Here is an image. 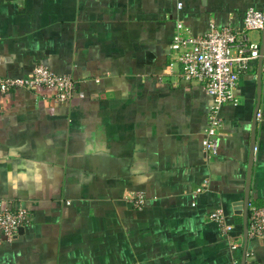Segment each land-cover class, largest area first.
<instances>
[{
    "label": "crops",
    "instance_id": "crops-1",
    "mask_svg": "<svg viewBox=\"0 0 264 264\" xmlns=\"http://www.w3.org/2000/svg\"><path fill=\"white\" fill-rule=\"evenodd\" d=\"M248 6L264 0H0V74L44 63L75 81L62 102L42 87L0 96V209L29 213L0 264H241L208 213L220 206L244 244L250 158L248 200L264 201V74L221 106L206 156L211 99L166 64L177 19L200 33ZM245 249L264 264V235Z\"/></svg>",
    "mask_w": 264,
    "mask_h": 264
},
{
    "label": "built area",
    "instance_id": "built-area-1",
    "mask_svg": "<svg viewBox=\"0 0 264 264\" xmlns=\"http://www.w3.org/2000/svg\"><path fill=\"white\" fill-rule=\"evenodd\" d=\"M251 31L262 33L260 40L250 38ZM169 49L167 74L174 73L177 84L183 80L199 85L211 99L200 142L206 156H214L218 152V135L222 125L221 106L238 102L235 90L253 68L264 74V9L248 6L238 13L232 24L209 20L200 33L193 32L177 19ZM38 87L49 90L53 100L62 102L72 97L75 81L71 75L56 72L44 63L35 64L26 75L0 74V96L17 89L29 91ZM200 189L197 187L196 191ZM144 201L145 196L141 193L130 199L136 208H141ZM208 218L227 236L231 249L243 247L242 239L232 234L234 226L226 221L220 206L211 209ZM28 221L29 213L22 205L1 208L0 242L13 238ZM262 235L264 201L261 204L248 202L247 238ZM243 253L244 264H254L253 253L247 249Z\"/></svg>",
    "mask_w": 264,
    "mask_h": 264
},
{
    "label": "water",
    "instance_id": "water-1",
    "mask_svg": "<svg viewBox=\"0 0 264 264\" xmlns=\"http://www.w3.org/2000/svg\"><path fill=\"white\" fill-rule=\"evenodd\" d=\"M259 62H260V60H259ZM257 104H258V102H257ZM256 113H257V107L255 108V111H254L253 121L255 119ZM250 173H251V158L249 160V165H248L247 180H246L247 182H246L245 197H244V210H243V215H244V218H243V226H244L243 239H244V244L243 245H244V248H243V252L245 250L246 242H247V215H248V202H249V200H248V192H249ZM241 264H244V253L242 255Z\"/></svg>",
    "mask_w": 264,
    "mask_h": 264
}]
</instances>
